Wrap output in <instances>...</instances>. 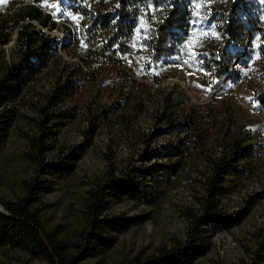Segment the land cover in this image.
Returning <instances> with one entry per match:
<instances>
[{
    "label": "trees",
    "instance_id": "trees-1",
    "mask_svg": "<svg viewBox=\"0 0 264 264\" xmlns=\"http://www.w3.org/2000/svg\"><path fill=\"white\" fill-rule=\"evenodd\" d=\"M12 17L16 22L38 21L43 27L54 29L51 15H46L35 5L46 6L51 1L57 11L63 12L77 29L71 38L74 54L82 55L83 63L88 67H74L71 80L57 86L58 96L48 98V110H42L41 133L30 143L34 166V177L26 184L25 194L15 202L0 200V249H25L40 256L47 264H85L90 259L99 258L111 250L118 237L135 226L144 223V217L113 216L109 214L111 205L120 201H131L139 205L152 206L165 187L175 181L177 170L187 158L185 147L151 148L154 137L163 134L173 135L188 131L196 139L210 128L217 129L224 117L215 107H190L185 118L180 119V106L169 99L167 107L158 115L155 131L151 140L138 156L127 161L119 169L112 164L98 180L84 204L85 227L75 254L69 255L56 233L46 230L36 207L44 193L54 189L58 180L68 172L75 171L82 158L83 147L72 146L63 150L61 155L49 157L54 150L56 133L53 126L62 119L58 102L73 97L83 89L85 83L92 87H105L111 103L103 106L96 104L89 115L91 127L99 123L109 124L118 110L126 109L130 98L141 86L134 78L131 65L126 61L131 53H137L144 59V66L137 73L143 78L157 77L167 65H172L183 56V45L191 35L195 9L189 0H31ZM204 5L209 0H196ZM159 6L161 10L144 16L149 28V39H143V29L138 40L134 29L139 25V17L146 8ZM202 12L207 9L202 8ZM72 16H76L73 20ZM116 20V23H112ZM8 20H0V46L6 45L9 36L5 34ZM217 25L220 38L209 36L200 39L198 57L190 62L203 73L213 88L221 83L243 80L244 69L254 57L259 63L252 71L259 83L250 87L251 100L255 106L263 107L264 101V0H211V14L199 28L210 30L211 24ZM21 49L15 62L8 64L0 61V148L9 137L10 129L17 116L13 106L20 100L27 86L40 76L49 63L58 55L60 39L45 33L28 23L20 29ZM135 45V46H134ZM259 46V47H257ZM183 49V50H182ZM258 54V55H254ZM107 63V64H106ZM115 64L112 68L111 65ZM94 65V66H93ZM106 72L115 75L111 83L101 84L96 77ZM247 76L249 72H245ZM78 79V80H77ZM76 80V81H75ZM99 89L97 92L99 94ZM108 104V106L106 105ZM100 105V106H99ZM236 121L235 109L228 106ZM235 110V111H234ZM184 117V115H183ZM164 124V128H161ZM198 135V137L196 136ZM92 138V135H91ZM225 150L211 161V168L205 182V199L201 210L189 221L183 240H173L170 246H162L154 256L145 259H132L120 264H196L204 257L209 245L207 227L230 229L238 224L242 217L230 216L222 209V201L228 195V183L239 178L245 162L256 156V151L242 143L240 139L225 140ZM168 160L162 164L161 161ZM110 162H112L110 160ZM239 264H264V231L250 262Z\"/></svg>",
    "mask_w": 264,
    "mask_h": 264
},
{
    "label": "rangeland",
    "instance_id": "rangeland-1",
    "mask_svg": "<svg viewBox=\"0 0 264 264\" xmlns=\"http://www.w3.org/2000/svg\"><path fill=\"white\" fill-rule=\"evenodd\" d=\"M32 3L31 0H0V20H8L5 34L9 36L8 43L0 46V61L4 59L10 64L17 60L21 49L20 29L28 23L58 37L61 45L58 55L27 86L13 106L17 120L10 129L7 143L0 148V200L6 202L19 200L26 192V184L34 177L30 143L41 133L39 121L43 117L42 110H48V98L58 96L57 86L71 80V70L75 66L88 71L82 55L74 54L71 49V38L77 34V29L63 12L57 11L54 2L46 6L35 3L44 14L51 15L56 26L53 30L43 27L38 21L16 22L12 16ZM199 47L200 39L196 38L194 50L197 52ZM187 52L185 48L178 62L165 66L159 73L160 78L139 76L137 72L143 68L144 59L137 53H131L126 61L135 72L133 78L141 86L130 98L126 109L118 110L109 124L99 123L94 132L88 121L92 107L111 103L105 87L98 88L99 84L95 88L85 83L73 97L58 102L57 108L62 114L59 119L62 121L53 126L56 142L49 157L80 145L83 147L82 158L72 174L68 172L57 181L51 192L41 196L36 207L46 230L58 235L69 255L75 254L80 244L85 227L84 204L95 183L112 164L121 169L148 147L149 142L145 139L153 138L157 117L167 107L169 99L180 106V119L185 118L192 106L215 107L224 116L217 129L210 128L201 134V141L188 131L154 137L151 148L185 147L187 150L188 156L177 170L175 181L163 189L152 206L128 200L113 203L110 215L146 219L143 224L120 235L111 250L85 264H120L132 259H145L154 256L162 246H170L173 240H183L190 219L198 214L205 199V182L211 161L224 152L227 139H240L256 151V156L244 163V173L228 183L229 192L222 201L223 211L230 216L238 214L243 217L230 229L207 227L205 241L209 250L196 264L250 262L257 249L264 231V106L253 104L250 87L259 83L252 71L260 60L256 56L251 60L253 63L249 62V67L243 71V80L224 86L221 83L213 88L207 77L190 62ZM114 66L111 65L112 68ZM104 70L97 75V81L111 83L115 75ZM97 89L101 90L99 94ZM228 106L236 110L235 122L228 118L231 116ZM164 126L162 124L161 128ZM161 162L166 164L168 160ZM0 264L47 262L25 249L2 248Z\"/></svg>",
    "mask_w": 264,
    "mask_h": 264
},
{
    "label": "snow or ice",
    "instance_id": "snow-or-ice-1",
    "mask_svg": "<svg viewBox=\"0 0 264 264\" xmlns=\"http://www.w3.org/2000/svg\"><path fill=\"white\" fill-rule=\"evenodd\" d=\"M189 2L193 5V8L195 9V11L193 12L194 15V19H192L191 21H189V24L192 26L191 28V35L189 36L188 40L185 41L183 48L188 49V56L190 57L191 60H196L198 63H203L202 60H199L198 57L201 55V53L196 52L195 49V40L197 37V34L200 35L201 38L206 39L209 36L213 37V38H220V33H218L216 31L217 25L215 23L211 24L210 26V30H202L199 28V25L203 23L204 20H206L208 18V16H210L211 14V0H209L208 3L202 5L198 2H196V0H189ZM207 9L206 12H202L201 9ZM157 10H161L159 6H156L155 8H146L144 11V15H141L139 17V25L134 29L135 34L137 39H140L141 36V30L143 29V39L147 40L149 39V28L146 27V21L144 19V16L148 15L150 12L152 13V20H156V16L154 14L155 11ZM72 19L75 20L76 16H72ZM112 23H116V20H113ZM79 25H77V31H79ZM135 46V45H134ZM259 47V46H257ZM183 50V49H182ZM254 55H258L255 54ZM254 61H250V64L253 63ZM184 63H189V61H185ZM193 73H190V75H192ZM262 104H264V101H262Z\"/></svg>",
    "mask_w": 264,
    "mask_h": 264
},
{
    "label": "bare ground",
    "instance_id": "bare-ground-1",
    "mask_svg": "<svg viewBox=\"0 0 264 264\" xmlns=\"http://www.w3.org/2000/svg\"><path fill=\"white\" fill-rule=\"evenodd\" d=\"M0 209H1V210H3V208H2V207H0Z\"/></svg>",
    "mask_w": 264,
    "mask_h": 264
},
{
    "label": "built area",
    "instance_id": "built-area-1",
    "mask_svg": "<svg viewBox=\"0 0 264 264\" xmlns=\"http://www.w3.org/2000/svg\"><path fill=\"white\" fill-rule=\"evenodd\" d=\"M0 207H2V206L0 205Z\"/></svg>",
    "mask_w": 264,
    "mask_h": 264
}]
</instances>
